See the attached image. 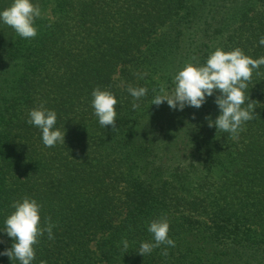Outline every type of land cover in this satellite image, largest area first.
Returning a JSON list of instances; mask_svg holds the SVG:
<instances>
[{
    "label": "trees",
    "instance_id": "1",
    "mask_svg": "<svg viewBox=\"0 0 264 264\" xmlns=\"http://www.w3.org/2000/svg\"><path fill=\"white\" fill-rule=\"evenodd\" d=\"M33 3L35 38L0 24V228L12 202L29 197L41 225H55L33 264H264V66L245 90L255 117L238 138L208 127L218 93L199 109L151 105L186 62L202 65L217 47L264 56V0ZM128 86L147 95L134 101ZM97 87L115 95L114 126L93 115ZM41 104L57 113L64 144L45 147L27 123ZM156 219H167L175 246L142 256ZM0 242V252L12 244Z\"/></svg>",
    "mask_w": 264,
    "mask_h": 264
},
{
    "label": "clouds",
    "instance_id": "2",
    "mask_svg": "<svg viewBox=\"0 0 264 264\" xmlns=\"http://www.w3.org/2000/svg\"><path fill=\"white\" fill-rule=\"evenodd\" d=\"M41 16V9L33 0H11L8 7L0 10V24L10 27L22 39H33L37 36L36 20ZM264 46V37L258 41ZM264 66V56L253 59L245 55L240 48L225 51L217 47L206 58L202 65L186 62L173 76V86L168 89L161 87L154 95L151 105L159 106L166 103L170 109L183 111L187 107L199 109L207 97L215 96L219 114L212 120L206 117L209 128L228 133L232 138H238L242 125L255 117L254 107L245 97L253 71ZM128 93L134 101H139L147 95L145 87L128 86ZM117 100L115 95L97 87L91 92L90 106L98 123L105 126H114L117 121ZM139 103H133V110L139 108ZM27 123L40 130L41 142L45 147H54L64 144L65 130L56 126L57 113L55 110L40 107L28 111ZM11 213L4 218L0 234H6L11 239V247L0 252V256H7L10 261L18 264H33L36 259L34 245L38 244L39 237L47 233L49 240L54 239L53 227L50 218L41 225L40 211L42 205L35 199L23 197L13 201ZM169 223L167 219L152 220L147 231L152 235V242H141L137 252L144 256L153 249L166 245L174 247L175 242L168 236ZM2 243V242H0ZM121 244L126 251L129 248L127 240ZM162 254L167 256V248ZM40 264H47L41 260Z\"/></svg>",
    "mask_w": 264,
    "mask_h": 264
},
{
    "label": "rangeland",
    "instance_id": "3",
    "mask_svg": "<svg viewBox=\"0 0 264 264\" xmlns=\"http://www.w3.org/2000/svg\"><path fill=\"white\" fill-rule=\"evenodd\" d=\"M45 13H46L47 15H50V10L47 9Z\"/></svg>",
    "mask_w": 264,
    "mask_h": 264
}]
</instances>
